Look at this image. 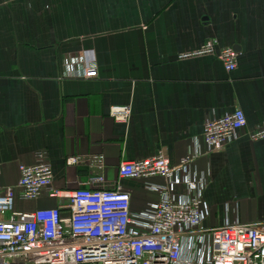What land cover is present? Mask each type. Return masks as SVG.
I'll use <instances>...</instances> for the list:
<instances>
[{"label":"crops","instance_id":"0c3cea01","mask_svg":"<svg viewBox=\"0 0 264 264\" xmlns=\"http://www.w3.org/2000/svg\"><path fill=\"white\" fill-rule=\"evenodd\" d=\"M206 39L234 48V70L214 56L177 58ZM81 50L93 52L98 75L63 77L64 56ZM114 105L130 106L126 124L108 115ZM235 108L246 117L238 138L191 167L206 177L208 227L264 222V140L247 135L264 125V0H0L3 185L44 152L52 187L73 190L90 167L67 166L66 156L103 154L108 185L117 181L141 210L158 193L146 180H119L118 165L159 151L176 163L195 140L204 150V121ZM58 201L16 199L15 209Z\"/></svg>","mask_w":264,"mask_h":264},{"label":"built area","instance_id":"2783aa9c","mask_svg":"<svg viewBox=\"0 0 264 264\" xmlns=\"http://www.w3.org/2000/svg\"><path fill=\"white\" fill-rule=\"evenodd\" d=\"M214 56L225 70L236 68L237 52L206 39L196 48L177 55L179 60ZM98 75L91 50L67 54L62 76L71 79ZM128 105H114L108 115L126 124ZM246 126L242 109L203 125L202 150L198 141L178 162L171 163L162 151L156 155L121 162L117 178L143 179L159 198L141 210L130 206V193L104 176L103 154H69L67 166L86 162L87 179L73 190L52 187L53 170L44 152L33 164H20L14 186L0 179V264H264V222L230 223L208 227V207L203 201L206 177L192 170L202 154L218 151L237 139ZM253 140H264V125L247 132ZM1 174V167H0ZM158 177L161 183L150 178ZM58 199L54 207L30 211L15 209L16 199L34 201L42 195Z\"/></svg>","mask_w":264,"mask_h":264}]
</instances>
